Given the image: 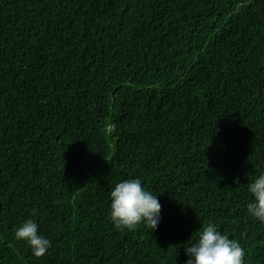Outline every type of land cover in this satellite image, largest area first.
Masks as SVG:
<instances>
[{
    "label": "trees",
    "instance_id": "trees-1",
    "mask_svg": "<svg viewBox=\"0 0 264 264\" xmlns=\"http://www.w3.org/2000/svg\"><path fill=\"white\" fill-rule=\"evenodd\" d=\"M261 174L264 0H0V264H186L209 223L264 264ZM128 179L154 232L110 220Z\"/></svg>",
    "mask_w": 264,
    "mask_h": 264
},
{
    "label": "clouds",
    "instance_id": "clouds-1",
    "mask_svg": "<svg viewBox=\"0 0 264 264\" xmlns=\"http://www.w3.org/2000/svg\"><path fill=\"white\" fill-rule=\"evenodd\" d=\"M247 190L253 197L247 204V212L264 223V174L248 184ZM110 199V220L117 230L134 231L142 223L152 232L157 229L162 206L156 195L142 187L140 179L117 183ZM15 238L25 242L36 258L45 256L51 247L31 219L16 230ZM184 249L189 257L186 264H245V249L237 240L218 231L213 223L203 226L197 241Z\"/></svg>",
    "mask_w": 264,
    "mask_h": 264
}]
</instances>
